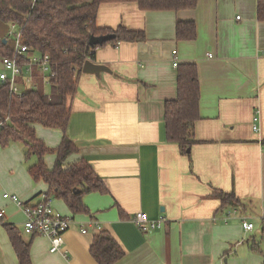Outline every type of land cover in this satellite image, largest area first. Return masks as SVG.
<instances>
[{"label":"crops","instance_id":"1","mask_svg":"<svg viewBox=\"0 0 264 264\" xmlns=\"http://www.w3.org/2000/svg\"><path fill=\"white\" fill-rule=\"evenodd\" d=\"M179 22L195 24L193 41L176 40ZM96 26L145 34L142 42L97 49L91 62L110 72H81L69 102L66 134L78 152L65 164L86 161L106 192L83 195L87 213L72 215L45 183L31 180L28 168L36 159L27 164L23 148L12 145L0 149L1 221L30 244L32 264H97L90 246L101 231L124 252L115 264L264 263L254 225L264 237V23L256 19V0H198L194 10L180 12L102 4ZM8 30L0 24L7 46ZM174 59L198 70L200 119L188 157L165 135L164 104L177 98ZM49 89L43 86L45 93ZM34 129L48 148L60 145V132ZM44 162L51 169L55 155ZM219 192L233 193L239 205L222 208ZM3 194L27 204L47 200L72 219L63 251L51 253L44 237L23 236V212ZM139 213L163 219L162 227L142 232L134 222ZM243 218L253 223L252 231H244ZM0 264H18L1 222Z\"/></svg>","mask_w":264,"mask_h":264},{"label":"trees","instance_id":"2","mask_svg":"<svg viewBox=\"0 0 264 264\" xmlns=\"http://www.w3.org/2000/svg\"><path fill=\"white\" fill-rule=\"evenodd\" d=\"M109 3H135L144 12H180L194 10L198 0H0V24L19 29L23 44L30 52L48 55L54 73L48 93L43 91L38 75L37 87L22 90L20 96L10 95L7 85L0 84V149L17 145L23 148L25 161L36 159L28 168L31 180L45 183L49 192L62 200L72 215L87 213L82 203L83 195L106 192L86 161L65 164L68 157L78 152L66 134L69 102L77 91V77L84 62L94 60L97 49L108 44L145 40L143 32L129 31L122 26L114 30L96 26L98 8ZM256 19L264 23V0H256ZM105 35H114V39L101 46H89L90 37ZM175 37L178 41H193L195 24L177 23ZM12 53L13 47L2 44L0 39V59L11 58ZM176 68L177 98L164 104V128L168 143L176 144L180 153L188 157L187 150L196 143L194 125L200 119V84L196 65ZM35 126L60 132V145L48 148L36 138ZM48 154L55 155L51 169L44 162ZM215 197L222 208L239 205L233 193L219 192ZM0 222L5 226L18 264H32L30 244L23 241L14 226ZM90 255L97 264H115L124 252L108 232L101 231L93 238Z\"/></svg>","mask_w":264,"mask_h":264},{"label":"built area","instance_id":"3","mask_svg":"<svg viewBox=\"0 0 264 264\" xmlns=\"http://www.w3.org/2000/svg\"><path fill=\"white\" fill-rule=\"evenodd\" d=\"M36 0H33L35 2ZM15 26L9 28L8 37L14 38L13 53L11 58H1L0 63L3 70L0 72V84L7 85L9 94L20 96L22 90L36 88V75L41 77L43 86H49L50 79L54 77L51 70L50 57L32 53L23 44L21 31L15 32ZM176 68L178 63L173 60ZM253 130L257 128L254 126ZM3 199L19 207L24 215L23 232L27 236L44 237L50 242V252L58 253L63 251L64 235L72 224V219L64 217L53 211L47 200L34 204H27L16 195L3 194ZM4 217V211L0 210V221ZM229 218V215L226 219ZM144 233H152L162 227L163 219L149 220L143 213L136 215L134 221ZM94 224V223H92ZM98 230L99 226L94 225ZM253 224L248 223L246 218L242 219V228L245 232L253 230ZM82 233L86 230L82 228Z\"/></svg>","mask_w":264,"mask_h":264},{"label":"water","instance_id":"4","mask_svg":"<svg viewBox=\"0 0 264 264\" xmlns=\"http://www.w3.org/2000/svg\"><path fill=\"white\" fill-rule=\"evenodd\" d=\"M114 39V35H105V36H99V37H90L89 39V46H101L104 43H107L111 40ZM2 44H6V40H2ZM81 72L85 75H95L99 76L101 73H109V69L103 65H97L92 63L91 61H85L82 68ZM187 153H189V149L187 150Z\"/></svg>","mask_w":264,"mask_h":264},{"label":"rangeland","instance_id":"5","mask_svg":"<svg viewBox=\"0 0 264 264\" xmlns=\"http://www.w3.org/2000/svg\"><path fill=\"white\" fill-rule=\"evenodd\" d=\"M18 30L19 29H15V32H18ZM9 31V30H8ZM7 39H8V41H9V47H13V45H14V38L13 37H7ZM3 70V68H2V65H1V63H0V72ZM50 156V155H49ZM52 156V155H51ZM27 164L28 163H30V161H28V162H26ZM51 205V204H50ZM52 207V206H51ZM4 211V210H3ZM3 223H5V222H3ZM23 223H24V219H23V221H22V223H21V230H22V234H23V236H26L27 237V235H25L24 234V232H23ZM253 224V223H252ZM258 222H256V223H254V225L255 226H257V230H256V233H255V236H257V241H256V244H258L262 249H263V251H264V237L263 236H261V230H260V227L258 226ZM20 230V231H21ZM29 237V236H28ZM254 237V236H253ZM263 241V242H262ZM262 244V245H261ZM251 247V246H250Z\"/></svg>","mask_w":264,"mask_h":264}]
</instances>
